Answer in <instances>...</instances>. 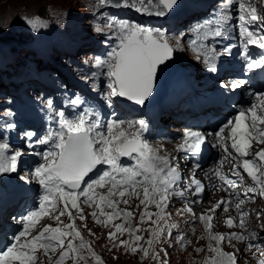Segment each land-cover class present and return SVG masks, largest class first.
Wrapping results in <instances>:
<instances>
[{
    "label": "snow or ice",
    "instance_id": "6c2138e0",
    "mask_svg": "<svg viewBox=\"0 0 264 264\" xmlns=\"http://www.w3.org/2000/svg\"><path fill=\"white\" fill-rule=\"evenodd\" d=\"M100 5L112 4L113 0H99ZM177 0H123V6L133 7L139 12L149 15L163 16L166 12L173 9ZM114 6L119 7V4ZM222 7H227L223 5ZM239 28L240 35L246 40V44H255L257 47L264 48V34H258L247 27L248 24L264 19L258 15L257 8L246 4L245 0H239ZM226 17L218 21V25L226 23ZM33 27L41 24L39 18L28 20ZM119 27V44L109 54L107 59L97 58L95 66L107 69L108 92L106 93L107 102L110 104L113 97L125 98L128 101L143 105L152 95L155 86L157 71L161 65L170 60L173 48L169 44L165 33L153 31L136 24H130L127 21H115ZM112 26L110 22L109 27ZM100 31L99 28L96 29ZM199 29L197 32L199 34ZM222 35V28L215 30H206L204 36L219 37ZM192 44L196 41L192 40ZM247 59V53H245ZM264 67V59H249L248 69ZM210 70L215 71V68ZM243 81L233 82L232 89L240 87ZM258 103L246 110H241L235 117V122L229 120L215 134L218 143L225 144L226 140H231V148L237 156L233 157L236 167L242 168L251 178L252 186L247 188L245 196L248 193H255L264 197V148L259 149L253 156L251 148L253 142L264 145V93L256 96ZM74 105L81 103L80 98L72 101ZM60 130L54 132L48 138L39 141V143H48V140L55 137L54 149L43 154L44 163L35 169V177L38 183L44 189V195L40 200L38 210L29 212L21 218L23 230L12 237V242L3 250H0V264H37L38 252H43L48 258L47 264H64L70 254H76L77 264L84 257L80 255L81 249H86L94 257L96 264H103L101 258L91 249L87 241L84 240L81 232L75 224V217L69 210V205L76 209L79 219L84 220L82 208L80 207V198L83 197V203L89 207L95 208L91 213L97 224L107 227L109 224L115 228L114 232L109 233V238L113 239L117 233L123 235L127 232L133 237V242L121 240L120 245L132 252L137 251L136 242L143 239L136 234L141 229L132 227L130 220L132 213L126 210L121 211L118 204L129 203L126 196L131 198L135 196L143 198L140 204L145 206V211L141 213V221L145 217H151L153 213L147 211L149 204H154L159 212L155 213L157 219L164 218V209L167 207L168 198L173 193L170 189L174 187L179 179L178 167L172 166L171 158L168 155H160L153 151L149 143L143 139V132L146 130L144 120L122 121L112 119L106 125L102 122L98 113L87 109L77 117L69 119L61 112ZM227 136L224 135L225 129H229ZM106 129V130H105ZM29 137L32 133L27 134ZM204 137L198 132L187 131L185 133V142L180 146L182 151L199 152ZM31 147V145H29ZM7 143H0V173L15 172L17 170V159L21 152H16L11 157L5 155L8 149ZM225 151L228 148L225 147ZM122 157H129L135 161L133 165L126 166L122 163ZM108 166L106 170L101 171L103 166ZM99 166V167H98ZM98 172L96 178L89 176L90 173ZM216 176L229 186L235 189L237 180L230 179L217 171ZM233 175L243 180L239 171H234ZM88 179H85V178ZM22 179H24L22 177ZM196 185V192L203 190L200 181L193 180ZM84 185V187H81ZM99 189H106L105 192ZM139 189L140 191H137ZM183 195V193H178ZM119 197L120 199H115ZM244 200L236 204L239 211L240 205ZM63 205L59 208V205ZM225 205L221 200L211 211ZM105 209H111L107 212ZM59 211L58 215L51 216L52 212ZM99 215H97V211ZM223 210L228 211L227 205ZM187 211L191 212L188 208ZM67 215L70 223L63 224L61 216ZM247 213H242L239 220V227L244 228L245 217ZM51 216L57 221L56 227L44 225L38 228L43 217ZM123 216L124 223L113 224L115 219ZM103 217L104 219H101ZM211 215H201L200 220L205 224V231L208 233L209 241H215L216 246L209 244V251L215 255L206 260L205 264H237V258L234 253L224 252L220 247L226 240L231 242L235 239L241 243L249 239H257V233L253 232L250 236L243 233H231L225 236L222 233L213 234ZM153 223H156L153 221ZM63 224V227L60 225ZM229 228L235 227L233 218L229 217L226 221ZM128 225V226H126ZM86 227V225H85ZM177 225H170L168 235L171 236V228ZM264 228V225L261 226ZM33 232L35 234L33 235ZM164 230L157 228L153 233L155 239L163 234ZM71 237V239H68ZM178 239L182 240L183 237ZM79 240L78 245L73 241ZM152 245L153 240L147 242ZM253 247L260 248V245L248 243L245 251H250ZM60 249L59 257L52 260L50 253H55ZM145 257L148 256V250L142 249ZM199 251V250H198ZM264 255V250L261 251ZM153 258H158L154 256ZM166 264V262H163ZM264 264V262H261Z\"/></svg>",
    "mask_w": 264,
    "mask_h": 264
},
{
    "label": "rangeland",
    "instance_id": "374dc122",
    "mask_svg": "<svg viewBox=\"0 0 264 264\" xmlns=\"http://www.w3.org/2000/svg\"><path fill=\"white\" fill-rule=\"evenodd\" d=\"M251 1L257 11L262 12L261 3L263 0ZM205 2L206 9L196 14L198 16L196 19L186 24L190 20L191 15L194 14H187V12L198 4ZM178 3L180 14L184 15L174 22V20L168 18L159 19L158 17L140 16L126 9H110L105 5H100L99 0H0V66L2 65L0 67V91L5 86V83H2L5 82V78L9 82L7 77L17 74L14 68H18L20 65L17 62L20 53L33 50L38 55L37 66L33 69L25 67L27 72L24 76L32 73L43 74V71L37 72V67L45 70V76L51 80L55 79L53 78V72L64 76L70 75L77 82L79 80L92 86V89L98 92L107 102V69L96 67L95 61L97 58L107 59L108 54L118 46L119 27L115 21L121 18L123 20L120 21H127L130 24H136L154 32L157 30L163 32L173 47L180 48L177 41H187L191 36L197 37L199 42H206L203 38L204 28L207 24H211L214 21L212 16L218 7L228 5L227 0H179ZM215 4L216 6L209 12L208 8ZM261 17L264 19L262 13ZM33 18H39L41 24L33 27L28 23V20ZM110 22L112 23L111 27H109ZM167 24L170 26L168 29L164 28ZM262 25L264 26V24ZM176 26L177 29H175ZM97 28L100 31H97ZM197 29L200 30L199 34ZM19 32L29 35L27 44H16L15 37ZM172 33L177 40L171 36ZM100 47L102 48L97 51ZM206 47L203 44V50L206 51ZM184 51L187 54L179 55L173 53L176 61L179 59L180 63L187 65L193 72L194 69L198 70L202 66H207L206 54L199 52L200 56H193L189 54L192 51L187 48ZM40 54L42 55L40 56ZM192 78L194 82H199V79L195 78L193 74ZM8 85L13 86L14 89L19 88L25 98L32 104L41 103L44 100L39 89L31 82L21 84L20 80L15 81L13 79L10 80ZM116 99V97H113L110 104ZM7 101L9 99L0 94V115L10 113L8 109L9 102ZM135 113L136 120H143V114ZM0 118L2 119V116ZM1 119L0 123L2 122ZM100 191L105 192L106 189H101ZM137 191L140 190L138 189ZM142 198L143 195L141 193L140 199ZM115 199L120 198L116 197ZM124 199H128L129 203L125 205L121 202L118 204V208L121 211L126 210L133 214L130 225L141 229L136 234L143 237L141 241L136 242V252H132L130 249L120 245L121 240H127L129 243L133 242V237L127 232L123 235L117 233L115 238H109V233L114 232L115 228L112 224L105 227L95 222L91 215L95 210L94 206L89 207L87 204L80 203V207L83 210L82 215L85 217L84 220L79 219L75 208L69 209L75 217L77 229L81 232L91 249L101 258L103 264H163V262H166V264H205L206 260L215 255L209 251V244L216 246V242L209 241L208 233L205 231V224L201 225L199 229L200 235H196L193 241V236L189 229L193 223L188 224L184 219L183 213L176 208V205L170 204L172 199L168 200L167 207L164 209V218L159 220L155 215V213L159 212V209L154 204H149L147 211L153 213V215L150 218L145 217L143 222L141 221V213L145 211V206L140 204V199L135 196L131 198L126 196ZM260 206V201H257V213H254L250 220L252 225H256L258 222H260L261 226L264 225V220L260 214ZM62 207L63 205H59V208ZM105 210L111 212V209ZM96 211L97 215H99L98 210ZM58 214L59 211L57 210L51 216ZM51 216L44 222V225L58 226L57 221ZM101 219L104 218L101 217ZM60 220L63 224L70 223L67 215L61 216ZM153 221L156 223H153ZM118 223H124L123 216L113 221V224ZM63 224L60 226L63 227ZM173 224L177 225V227L170 229L171 236H169L167 234L169 226ZM157 228L164 230L159 239L153 237V233ZM225 229V224L218 221L216 224L213 223L211 231L213 234H223L227 230ZM179 237H183V239L180 240L178 239ZM68 239H71V237ZM149 240H153L151 246L147 243ZM73 243L78 245L80 241L75 240ZM254 245H260L261 247H253L251 249L253 253L261 254V251L264 250V236H262V240H259ZM220 247L227 253L233 249L228 241L222 243ZM142 249L148 250L147 257L144 256ZM234 249L239 255H242L246 247H236ZM60 251V249H57L55 253L49 254L52 260H56L59 257ZM80 255L84 259L79 261V264H96V260L86 249H81ZM37 256V264H47L48 258L42 251L38 252ZM154 256H158V258H153ZM261 256L264 255L261 254ZM252 258L249 255H243L237 262L240 264H252ZM77 259L76 254H70V257L65 259L64 264H77ZM261 261L264 262V260ZM254 263L257 264L256 260Z\"/></svg>",
    "mask_w": 264,
    "mask_h": 264
},
{
    "label": "bare ground",
    "instance_id": "6f19581e",
    "mask_svg": "<svg viewBox=\"0 0 264 264\" xmlns=\"http://www.w3.org/2000/svg\"><path fill=\"white\" fill-rule=\"evenodd\" d=\"M120 20H123V19H121V18H119L118 19V21H120ZM202 34V33H201ZM192 39H194V38H192ZM197 39H195V41H196ZM177 42H179V41H177ZM189 54H191V55H193V52H190ZM173 61H174V59H172V60H168V61H166L163 65H161L160 67H159V69H158V71L159 70H161L164 66L165 67H170L171 66V64L173 63ZM11 63V62H10ZM8 65V64H7ZM2 66V65H1ZM0 66V67H1ZM157 71V72H158ZM165 71V70H164ZM168 74L169 73H165L164 74V78H165V82H168V81H171V82H173L175 85H182V83L184 82V80L180 77V76H178L176 73L173 75V76H171V77H168ZM9 75V74H8ZM157 81H158V78H157ZM191 84H192V82H191ZM152 97L154 96V97H156L155 99H157L158 98V96H159V93H158V95H156V93H155V91H153L152 92V95H151ZM147 106V105H146ZM186 126H190V125H186ZM143 139L144 140H146L148 143H149V145L152 147V149H153V151H155V152H158V154H160V155H168L170 158H171V163L173 162V160H174V157H173V155H172V153L171 152H167V151H165L164 149H162V148H160L159 147V145L153 140V139H151V138H146V137H144L143 136ZM123 161V160H122ZM69 208H71V209H74V208H72L71 207V205H69ZM123 208V207H122ZM123 210V209H122ZM213 233V232H212ZM247 255H249V256H251V257H255L256 255L253 253V252H248V254ZM261 260L258 258V257H256V263L257 264H261Z\"/></svg>",
    "mask_w": 264,
    "mask_h": 264
},
{
    "label": "water",
    "instance_id": "95a60500",
    "mask_svg": "<svg viewBox=\"0 0 264 264\" xmlns=\"http://www.w3.org/2000/svg\"><path fill=\"white\" fill-rule=\"evenodd\" d=\"M116 4H119L120 6L119 7H124V8H126V9H128L129 11H131L132 13H136L137 15H140V16H148V17H158L159 19H165V18H167V17H170V16H173V15H175V14H177L178 13V0H177V4L173 7V9L172 10H170V11H168V12H166V14L165 15H163V16H157V15H155V14H153V15H149V14H146V13H143V12H139V11H137L135 8H133V7H125V6H123V0H113V3L112 4H107V5H105L106 7H108V8H117V6H114V5H116ZM172 59H174L173 58V56L171 57V59L170 60H172ZM169 60V61H170ZM176 64H177V62H176V60L174 59V61H173V63L171 64V66L170 67H163L161 70H159L158 72H157V76H156V80H157V78L159 79L162 75H164V73L169 69L170 70V72L171 71H173L174 69H175V67H176ZM165 70V71H164ZM156 84V83H155ZM157 87V89H160L158 86H156Z\"/></svg>",
    "mask_w": 264,
    "mask_h": 264
}]
</instances>
